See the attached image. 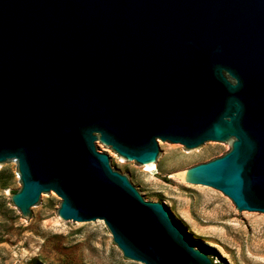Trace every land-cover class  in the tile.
<instances>
[{
  "label": "water",
  "instance_id": "obj_1",
  "mask_svg": "<svg viewBox=\"0 0 264 264\" xmlns=\"http://www.w3.org/2000/svg\"><path fill=\"white\" fill-rule=\"evenodd\" d=\"M103 143L166 179L162 144L231 146L180 180L264 215V0H0V169L28 222L60 196L134 263L238 264Z\"/></svg>",
  "mask_w": 264,
  "mask_h": 264
},
{
  "label": "rangeland",
  "instance_id": "obj_2",
  "mask_svg": "<svg viewBox=\"0 0 264 264\" xmlns=\"http://www.w3.org/2000/svg\"><path fill=\"white\" fill-rule=\"evenodd\" d=\"M129 175L142 179L154 202L167 201L199 239H208L238 264H264V215L250 213L248 223L223 192L182 181L186 169L223 155L231 146L212 144L199 154L185 146L162 144L170 153L163 168L144 171L107 145ZM18 165L0 169V264H139L126 258L106 224H67L58 214L62 198L49 196L34 217L13 204L21 188Z\"/></svg>",
  "mask_w": 264,
  "mask_h": 264
}]
</instances>
